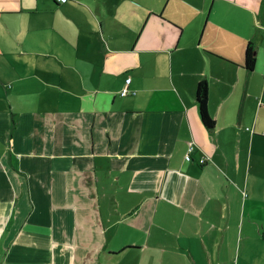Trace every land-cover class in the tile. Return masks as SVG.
Instances as JSON below:
<instances>
[{"label": "crops", "instance_id": "0c3cea01", "mask_svg": "<svg viewBox=\"0 0 264 264\" xmlns=\"http://www.w3.org/2000/svg\"><path fill=\"white\" fill-rule=\"evenodd\" d=\"M255 2L0 0V264H234L241 244L264 251Z\"/></svg>", "mask_w": 264, "mask_h": 264}, {"label": "rangeland", "instance_id": "374dc122", "mask_svg": "<svg viewBox=\"0 0 264 264\" xmlns=\"http://www.w3.org/2000/svg\"><path fill=\"white\" fill-rule=\"evenodd\" d=\"M255 3L257 5V8H260L261 5H264V0H256ZM260 57H261L262 62H263V59H264V39H263V42L261 44ZM258 223L260 225H262L264 228V220L263 219L258 221ZM255 227H258V226L256 225V226H254V228ZM250 231H252V230L251 229L248 230L246 228V226L242 228L243 234H245L246 232H250ZM253 241L257 242V243L258 242L263 243L261 241L255 240V239H253ZM231 256H233V258H234V260L232 259V263H234V264H264V251L261 250L259 247H256L255 250H248V249L244 248V246L241 244L238 254H237V252H232ZM196 259L198 261H201V259L203 260V257L196 256ZM222 260L224 263H227L228 262V256H226L224 254L222 256H215L214 257V261H218V262L222 263ZM160 263L161 264H167V258L166 257H160Z\"/></svg>", "mask_w": 264, "mask_h": 264}, {"label": "trees", "instance_id": "16d2710c", "mask_svg": "<svg viewBox=\"0 0 264 264\" xmlns=\"http://www.w3.org/2000/svg\"><path fill=\"white\" fill-rule=\"evenodd\" d=\"M55 3L56 1L53 0ZM256 53L255 46L252 41H248L244 49V66L247 70L251 71L255 67ZM196 101L199 106L200 116L206 127L213 126V120L208 116L206 112V102H207V86L205 81H200L196 89Z\"/></svg>", "mask_w": 264, "mask_h": 264}, {"label": "built area", "instance_id": "2783aa9c", "mask_svg": "<svg viewBox=\"0 0 264 264\" xmlns=\"http://www.w3.org/2000/svg\"><path fill=\"white\" fill-rule=\"evenodd\" d=\"M56 1V3H63V2H65L66 0H55ZM130 81V78L128 77L127 79H126V82L128 83ZM127 93V89L126 88H124L122 91H121V94L122 95H125ZM193 145L190 143L189 145H188V147H187V152H186V154H185V159L186 160H190L191 159V152L193 151ZM200 163H204V162H206V158L205 157H202V158H200V161H199Z\"/></svg>", "mask_w": 264, "mask_h": 264}]
</instances>
